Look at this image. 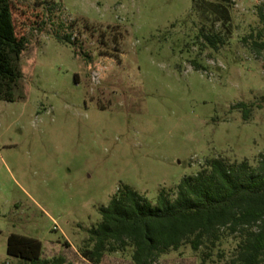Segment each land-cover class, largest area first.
Wrapping results in <instances>:
<instances>
[{"label":"rangeland","instance_id":"obj_1","mask_svg":"<svg viewBox=\"0 0 264 264\" xmlns=\"http://www.w3.org/2000/svg\"><path fill=\"white\" fill-rule=\"evenodd\" d=\"M12 6L30 69L26 99L0 101V264L23 262L7 253L13 233L40 240L43 259L92 264L80 248L122 185L156 203L209 159L259 164L264 0ZM237 244L223 240L206 264H233ZM205 251L185 245L154 264H203ZM101 264H135L133 247Z\"/></svg>","mask_w":264,"mask_h":264},{"label":"trees","instance_id":"obj_2","mask_svg":"<svg viewBox=\"0 0 264 264\" xmlns=\"http://www.w3.org/2000/svg\"><path fill=\"white\" fill-rule=\"evenodd\" d=\"M258 14L264 23V7ZM206 38L215 47L219 42L216 35ZM29 45L17 31L12 0H0V101L26 99L30 66L21 60ZM238 107L249 120L251 106ZM169 191L162 189L153 203L122 185L100 208L101 220L90 229L93 247L80 248V254L101 264L106 252L132 246L135 264H154L162 255L190 245L194 251L207 250L202 258L206 264L219 243L234 237L238 244L233 264H264V154L257 166L247 159H209L201 171ZM7 253L22 260L20 264H71L64 256L43 259L42 242L17 233L9 236Z\"/></svg>","mask_w":264,"mask_h":264}]
</instances>
